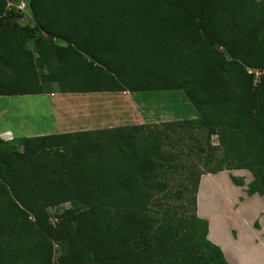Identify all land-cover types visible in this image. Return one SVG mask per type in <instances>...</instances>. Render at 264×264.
<instances>
[{"label":"trees","instance_id":"1","mask_svg":"<svg viewBox=\"0 0 264 264\" xmlns=\"http://www.w3.org/2000/svg\"><path fill=\"white\" fill-rule=\"evenodd\" d=\"M9 1L0 0V97L52 84L60 94L180 90L199 118L161 126L195 124L208 145L216 136L225 160L208 174L247 170V195L264 196V0H29L34 26L19 24ZM143 128L0 140V197L10 204L0 208V264H53L51 243L31 232L46 207L74 199L86 210L64 213L75 233L63 237L60 264H227L196 197L185 236L175 224L153 228L148 205L175 159L161 151L163 131L137 138Z\"/></svg>","mask_w":264,"mask_h":264},{"label":"rangeland","instance_id":"2","mask_svg":"<svg viewBox=\"0 0 264 264\" xmlns=\"http://www.w3.org/2000/svg\"><path fill=\"white\" fill-rule=\"evenodd\" d=\"M9 6L18 8L20 13L16 19L19 24L34 26L29 0H10ZM57 43L62 44L60 41ZM28 47L32 48L31 42L28 43ZM34 56L37 55L34 54ZM37 71L40 78L43 79L47 73L45 64H38ZM50 92L52 93L37 97V99L29 96L0 97V109L4 110L3 115L0 116V127L12 129L17 135H20L21 131L24 134L36 131L52 132L64 123L67 126L62 130L64 132L62 134L110 129L123 130L127 126L142 125L144 128L136 134L137 138L146 137L149 130L155 131V133L156 130L163 131L161 151L165 154H172L175 161L170 163V166L166 165L167 175L159 177L165 185L162 191L156 193L149 202L148 214L151 219L153 218V228L162 223L175 224L181 230V234L185 236V228L188 227L189 220L193 215L192 200L197 197L194 177L200 176L199 183H201L202 177L209 175L208 170L225 160V152L219 146L216 136L211 137L210 145H208L206 130L200 129L195 124L190 127L186 126V129L177 126H161L162 123L199 118L198 112L184 93L179 90L60 94L57 84L50 86ZM31 103L40 106L37 109L36 122L27 115L29 110L32 112ZM16 146L18 149L22 147L19 142L16 143ZM113 147L117 150V147L114 145ZM206 154L212 155L206 158ZM220 174L222 175L218 177L217 187L210 185L211 179L210 183H204L197 204L199 212L203 214L208 212L209 217L215 221L212 237L218 233L220 237L227 238L228 230L237 226L243 232L245 244L250 243L256 238L254 235L248 234L244 226L247 227V222L255 217L258 209H264V203L247 201L240 210L235 211L234 206L238 201H241V191L231 183L229 176L239 180L243 184L241 187H244L245 190L253 177L247 170L224 169ZM225 178L230 182H227ZM207 180L209 181V179ZM39 195L43 199H39L40 203L49 202L47 197ZM8 203L7 198L0 197V208H9L10 204ZM260 205L263 206L259 207ZM69 210L77 213L86 210V206L79 199H74L60 205L46 207L42 214V227L41 224L36 225L31 232L33 238L43 235L51 243L53 264H60V257L69 251L68 243L63 237L69 232L75 233V226L64 218L65 211ZM1 213L5 214L6 212ZM28 219L29 222L36 223L34 215L30 214ZM45 219L46 222H44ZM3 220L4 218L0 216V226ZM232 230L230 232L234 236ZM3 231L7 233L6 229ZM194 253L197 252L194 251ZM260 258V264H262L264 253H261Z\"/></svg>","mask_w":264,"mask_h":264},{"label":"crops","instance_id":"3","mask_svg":"<svg viewBox=\"0 0 264 264\" xmlns=\"http://www.w3.org/2000/svg\"><path fill=\"white\" fill-rule=\"evenodd\" d=\"M43 95H46V94L29 95V97H34V99H37V97H41ZM11 97H13V96H11ZM19 97H21V96H19ZM49 109L51 111V107H49ZM3 112H4V110L0 109V116L3 115ZM32 119H33L32 121L36 122V119H34V118H32ZM66 126H67V124L65 125V123H64L61 127L54 129V131H52V132H44V131L37 132L36 131V132H27V134H24V132L22 133V131H21L19 133L20 135H17V133L12 129L0 127V140L5 141V142H12V141L15 142L19 138H30V137L52 135V134H62V133H64L62 130L65 129ZM220 175H222V174H220V173H218L216 175L209 174L207 176L202 177L201 183H199V188H198L197 197H196L197 198L196 199L197 204L199 202V197L201 196L202 187H203L204 183H210L212 180L210 185L212 187H217L218 184H216V182H217L218 177ZM207 179H209V181ZM225 180H226V178H225ZM227 182H230V181L228 180ZM237 188L240 189V191H241V198H240L241 201H238L237 205L234 206L235 211L240 210L242 208L243 204L247 201L260 202L262 204L264 203V196H260L258 194L248 196L244 187H237ZM225 202H226V200H225ZM197 204H196V207H197L196 215H197V217L200 219H204L208 222L207 239L211 243H213L214 245L218 246L221 249L227 264H260V259H261L260 255H261V253H264V209H258L255 217L247 222V227L244 226V228H246V230L248 231V234H252L256 238V240L250 241V243L248 242L247 244H245V242L243 240V234H242L243 232L241 229L237 228V226L231 228V229H233L232 232L234 233V236H232V234L230 232L231 229L228 230V237H227L228 239L222 238V236L220 237L218 233H215L214 237H212L211 236L213 233L212 228L215 225L214 224L215 221L213 220V218L209 217L210 215H208V212L207 213L204 212L205 214L200 213ZM261 206H263V205H260L259 207H261ZM262 264H264V261Z\"/></svg>","mask_w":264,"mask_h":264},{"label":"built area","instance_id":"4","mask_svg":"<svg viewBox=\"0 0 264 264\" xmlns=\"http://www.w3.org/2000/svg\"><path fill=\"white\" fill-rule=\"evenodd\" d=\"M256 75H258V73H256Z\"/></svg>","mask_w":264,"mask_h":264},{"label":"water","instance_id":"5","mask_svg":"<svg viewBox=\"0 0 264 264\" xmlns=\"http://www.w3.org/2000/svg\"><path fill=\"white\" fill-rule=\"evenodd\" d=\"M0 29H1V25H0Z\"/></svg>","mask_w":264,"mask_h":264}]
</instances>
